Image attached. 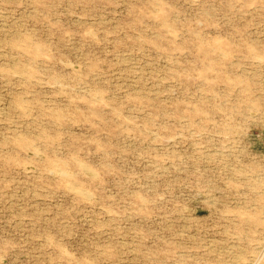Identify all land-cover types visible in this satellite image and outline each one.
<instances>
[{"label": "rangeland", "instance_id": "1", "mask_svg": "<svg viewBox=\"0 0 264 264\" xmlns=\"http://www.w3.org/2000/svg\"><path fill=\"white\" fill-rule=\"evenodd\" d=\"M0 264H264V0H0Z\"/></svg>", "mask_w": 264, "mask_h": 264}]
</instances>
